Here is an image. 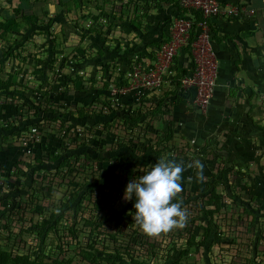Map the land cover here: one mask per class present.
<instances>
[{"label":"rangeland","instance_id":"1","mask_svg":"<svg viewBox=\"0 0 264 264\" xmlns=\"http://www.w3.org/2000/svg\"><path fill=\"white\" fill-rule=\"evenodd\" d=\"M97 1L67 0L60 7L57 0L34 5L28 0H0V78L8 85L0 91V251L60 264H112L116 251L120 260L131 264H264V161H256L249 150L238 155L236 146L229 145L227 151L220 139L218 145V140L213 144L197 135L201 145L197 140L187 142L192 133L185 112L192 94L179 90L177 82L169 84L186 74L180 65L183 59L190 65L185 53L176 54L158 91L112 92L131 87L116 85L124 79L128 82L134 69L150 67L146 63L167 35L163 29L177 14L175 0H101L100 14L93 10ZM7 3L30 8L36 17L3 20L1 7ZM153 15H158L161 40L154 37L149 44L143 31L152 25ZM167 88L175 95L165 98L153 114L163 99L161 90ZM106 104L111 116L128 108L141 116L151 107L136 130L120 121L108 134L121 137L123 143L132 141L133 154L127 144L110 150L108 142L101 152L89 151L83 141L72 142L68 133H59L61 122L54 124L48 117L53 115L50 109L58 111L62 121H72L85 136L94 132L93 126L108 121ZM171 122L172 136L159 147L160 158L182 165L179 182L191 191L197 184L203 188L215 175L216 193L222 196L209 237L185 254L180 252L185 251L186 240L194 235L199 241L205 229L199 204L187 209L182 226L149 236L129 215L134 201L123 199L128 181L104 182L110 172L122 176L119 165L134 166L139 176L144 174L158 161L152 146ZM6 126L14 129L4 130ZM31 126L36 127V135L32 153L25 155L20 140L28 130L17 133ZM192 146L204 149L192 155ZM74 156L79 160L73 164ZM61 162L58 176L54 169ZM51 213L55 216L50 225L34 228ZM85 248L92 256L82 257Z\"/></svg>","mask_w":264,"mask_h":264},{"label":"crops","instance_id":"2","mask_svg":"<svg viewBox=\"0 0 264 264\" xmlns=\"http://www.w3.org/2000/svg\"><path fill=\"white\" fill-rule=\"evenodd\" d=\"M217 1L240 4L254 12L241 19L210 21L211 42L218 72L216 89L205 113L193 109L187 101L189 109H186L185 114L191 125L188 132L192 133V140H197L198 143L200 138L197 135L213 144L220 139L224 141L223 145L226 143L227 151L231 150L229 145L232 149L236 146L234 152L237 151L238 155L243 156L249 150L256 161H264V105L260 102V98L264 96V0ZM94 4L96 6L93 10L100 14L102 1L98 0ZM173 9L168 14L167 22L174 13ZM157 19L158 15H153L152 25H148L143 31L144 35L147 34L145 37L149 44L154 43V37L158 39L160 35ZM167 25L163 29L164 36L167 34ZM149 30V33L145 32ZM180 65L185 70L189 66L184 59ZM174 81L175 79L169 84L174 85ZM170 91L175 95L174 89L161 90L163 102L171 96ZM220 140L217 141L218 145Z\"/></svg>","mask_w":264,"mask_h":264},{"label":"built area","instance_id":"3","mask_svg":"<svg viewBox=\"0 0 264 264\" xmlns=\"http://www.w3.org/2000/svg\"><path fill=\"white\" fill-rule=\"evenodd\" d=\"M179 6L185 13L173 17L166 37L154 51V56L146 63L150 67L134 69L127 82L131 87L122 88V91L113 89L112 92L115 94L130 90H151L153 93L158 91L165 81V74L173 67V59L182 51L189 59L190 65L186 74L177 80L178 88L183 93L191 92L190 106L200 113H205L215 94L218 73L211 42L210 21L241 19L251 16L254 11L240 4H225L217 0H180ZM195 14H198L201 20L193 29ZM260 102L264 105V96L260 98ZM35 133L36 129L30 128L20 140L21 151H24L25 155L32 153L30 146L34 143Z\"/></svg>","mask_w":264,"mask_h":264},{"label":"trees","instance_id":"4","mask_svg":"<svg viewBox=\"0 0 264 264\" xmlns=\"http://www.w3.org/2000/svg\"><path fill=\"white\" fill-rule=\"evenodd\" d=\"M65 1L66 0H57L60 7L64 6ZM43 2H45V0H28V3L30 5H34L36 3H43ZM10 3L3 5L4 8L1 7L2 8L1 13L3 14V16H2L3 20L10 19V20L15 22V20L18 17L25 18V19H32V17H36V14H34V12L30 8L29 9H22V8H17V7L13 8ZM173 4H174V8H175L177 15L182 16L185 13V10H182L180 8L179 0H175V2ZM200 20H201V17L198 14H195L193 29L196 27V23ZM1 27H2V24L0 23V29H1ZM183 73H185V71H183ZM175 82H177V81L175 80L173 82L174 85L176 84ZM126 84H127V81L124 79V80H122V84H119L116 86L118 87V89H120ZM7 86H8L7 80L5 78L4 79L0 78V91L7 88ZM171 93H172V91L169 92V94H171ZM159 100L160 101H159V103H157V106L155 109L156 111H154L153 114L157 113V109H159L161 103H163L164 98L162 100L161 99H159ZM48 106L49 105H47V107ZM105 106H107V107H105L106 109H109L108 113H106V118L108 119V121H104L101 125L102 127H100V125L93 126L94 132L91 134H86L85 136L83 134H81V133H83V131H78L77 129H74L76 127L74 126V123L72 121H62L63 115L61 113H59L58 111H54L53 109H50V112H52L51 114H53V115L48 116V117L51 119V122L54 124H56L57 121L61 122L62 127L59 128V130H57V131H59V133L65 131V133L69 134L68 138L70 141L75 142L77 140H81V141H83L82 146L84 148L87 147L89 151L91 148L92 151H95L97 153V152L103 151L106 148V145H107L106 142H108L109 144L112 143V145H115V147H114V146L108 144L110 150H116V148L121 149V147H123L124 144H127V143H123L120 140L121 137H117L115 135H108V134H110V131H112V129H113V123L115 125H118V123L120 121L121 122L123 121L125 125H129L130 128H133L134 130H136L138 127V122L140 120V117H143L145 114H148L150 111L149 109L151 108V107L145 108L144 114L141 116L134 114L136 112L131 111V109H129V108H128V110L122 111L119 114L116 113V115L113 114L111 116L110 112L112 110L110 109V106H108V104H106ZM38 107H39V105H38ZM98 112L101 116H103L102 110L98 111ZM150 112H152V111H150ZM33 113H34V118H35L37 116V113H35V112H33ZM77 114L79 116H81V111H79ZM48 117L46 116V117H44V119L46 121L50 120V119H48ZM155 117H157V115ZM44 119H42V120H44ZM172 124H173L172 122L169 123L168 126L166 127V130L159 133V137L157 134V136H156V137H158V139H156L157 144L155 146H152L151 151L153 152V154H155L157 156L156 158L158 160L160 159V156L158 155L159 147L160 146L162 147L163 144L164 145L167 144V142H169L171 139V136H172L171 125ZM28 128L29 127H24V129L21 128V130H19L20 132L17 134L20 135L24 130L29 131ZM32 128L36 129V127H32ZM8 129L11 130L14 128L6 126V129H4V130H8ZM81 135H83V137H82L83 139L80 138ZM12 136H14V135H12ZM191 140H192V135L188 136L187 142L189 143ZM60 143L63 144V142H61V141H60ZM127 145H128L127 149L129 150V152H131V154H133L135 149H134V144L132 143V141H130ZM195 150H196V147L192 146V155L195 154ZM198 151L200 153L202 151V148H200V149L198 148ZM85 155H87V154L85 153ZM86 157L87 156H85V158ZM72 160H73V164L78 162L79 156H74L72 158ZM100 161H101L100 159L97 160V162H100ZM119 164H123V163H119ZM153 164H154V162H152V165ZM62 165H63V163L61 162L54 169L55 175L59 176V174H61L60 171L62 169V167H61ZM119 168H120L119 170L123 173L122 176L120 174L115 173V172H110L107 175V177L104 179V182L107 184H109V183L111 184L112 182H114V178H120L121 181L122 180L123 181H129V180L135 179L134 176L138 177L139 176L138 174L140 173V171L135 170L134 166H130V165H127L126 167L119 165ZM145 171H147V170H145ZM213 179H215V175H213L211 177V180H208L206 183L203 184V188L199 187V185L197 184V186L192 188V191L189 187L188 188L182 187L181 183L179 182L182 190L173 199V202H176L178 200L182 204L186 200L184 202V206L182 207L186 211H187V209L190 210V209H192V207H195L194 205L199 204L201 209L198 211L201 212L202 216L206 220L205 229L202 232L201 239L199 238L200 239L199 241H195V236L190 235V238H188L186 240L185 251H181L180 254H185L187 248L189 249L190 247L203 245L211 233V230H212L213 225H214V221H213L214 214L216 212H219V210L221 209V205H222L221 204L222 196L220 194H217L216 189H215L218 181H214ZM104 192H105V190L103 191V193ZM190 195H192V196L190 197ZM201 195H203V196H201ZM104 198H105L104 195L100 196L101 201H104L105 200ZM195 199H199V201H197ZM54 216H55V213H51L47 219L43 218L41 220V224L39 226H34V228H43L44 226L50 225L51 222L54 220ZM55 221H57V220L55 219ZM191 229H192V225L190 226V229H188V233L189 232L192 233ZM67 231L72 233L73 230L68 228ZM90 234H92V231L90 232ZM82 254H84V255H82V257L85 255L92 256L86 248L82 250ZM114 255H115V257H113L111 259L112 264H131V263H126V261H124V260H120L121 256H120V253L118 251H116L114 253ZM112 256L113 255H111L109 257L111 258ZM254 262H255V260H254ZM0 264H60V263H56L55 261H53L51 263H42V261L37 262L34 260L30 261L28 255H24V256L19 257L16 255H11L10 253H7L5 251H0ZM173 264H178V262L173 261Z\"/></svg>","mask_w":264,"mask_h":264},{"label":"clouds","instance_id":"5","mask_svg":"<svg viewBox=\"0 0 264 264\" xmlns=\"http://www.w3.org/2000/svg\"><path fill=\"white\" fill-rule=\"evenodd\" d=\"M194 164L202 168L199 161ZM182 171L180 163L162 157L144 174L127 182L123 199L134 201L129 215L144 234L153 236L185 222L186 210L178 200L173 202L182 190L179 183Z\"/></svg>","mask_w":264,"mask_h":264}]
</instances>
